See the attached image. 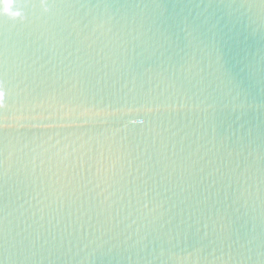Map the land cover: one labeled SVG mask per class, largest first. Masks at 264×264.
Returning <instances> with one entry per match:
<instances>
[{
  "label": "water",
  "instance_id": "obj_1",
  "mask_svg": "<svg viewBox=\"0 0 264 264\" xmlns=\"http://www.w3.org/2000/svg\"><path fill=\"white\" fill-rule=\"evenodd\" d=\"M0 0V264H264V0Z\"/></svg>",
  "mask_w": 264,
  "mask_h": 264
},
{
  "label": "snow or ice",
  "instance_id": "obj_2",
  "mask_svg": "<svg viewBox=\"0 0 264 264\" xmlns=\"http://www.w3.org/2000/svg\"><path fill=\"white\" fill-rule=\"evenodd\" d=\"M4 2V8H3V12L5 14H11L13 16H19L20 13L18 11H16L14 8H12V0H3ZM5 4H7V6H5ZM0 94H2V98H4L5 93L2 90V88H0ZM0 107H2V105H0Z\"/></svg>",
  "mask_w": 264,
  "mask_h": 264
},
{
  "label": "clouds",
  "instance_id": "obj_3",
  "mask_svg": "<svg viewBox=\"0 0 264 264\" xmlns=\"http://www.w3.org/2000/svg\"><path fill=\"white\" fill-rule=\"evenodd\" d=\"M5 6H7V4H5ZM3 98H2V94H0V100H2Z\"/></svg>",
  "mask_w": 264,
  "mask_h": 264
}]
</instances>
